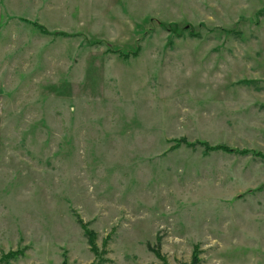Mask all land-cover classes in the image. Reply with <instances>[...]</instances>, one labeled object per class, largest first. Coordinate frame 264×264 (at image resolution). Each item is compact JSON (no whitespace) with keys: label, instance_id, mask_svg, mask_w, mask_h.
<instances>
[{"label":"rangeland","instance_id":"374dc122","mask_svg":"<svg viewBox=\"0 0 264 264\" xmlns=\"http://www.w3.org/2000/svg\"><path fill=\"white\" fill-rule=\"evenodd\" d=\"M261 153L264 0H0V264H264Z\"/></svg>","mask_w":264,"mask_h":264},{"label":"trees","instance_id":"16d2710c","mask_svg":"<svg viewBox=\"0 0 264 264\" xmlns=\"http://www.w3.org/2000/svg\"><path fill=\"white\" fill-rule=\"evenodd\" d=\"M206 149H207V150H210V151L227 150V148H226V147H223V146L215 147V148H213V149H211L210 147L207 146ZM230 151H231V149H230ZM259 155H260V157H264V154H262V153L259 154ZM82 225H83V228H84V230H85V233H86V235H87V237H88V241H89V244H90V246H91V249H92L95 253H97L98 250H97V247H96V244H95V236H94V234H93L91 231H88L87 226H85L84 223H82ZM64 264H68L66 259H64Z\"/></svg>","mask_w":264,"mask_h":264}]
</instances>
